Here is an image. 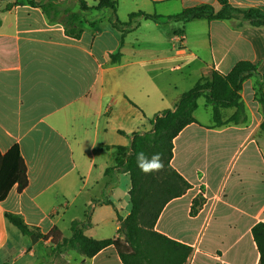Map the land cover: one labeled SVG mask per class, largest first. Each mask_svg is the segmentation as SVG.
I'll return each instance as SVG.
<instances>
[{"label":"crops","instance_id":"obj_1","mask_svg":"<svg viewBox=\"0 0 264 264\" xmlns=\"http://www.w3.org/2000/svg\"><path fill=\"white\" fill-rule=\"evenodd\" d=\"M9 3L15 4L6 8ZM230 3L264 6V0ZM204 4L222 7L218 0H118L123 22L139 11L160 16L135 17L122 41L110 8L87 11L76 39L41 7L0 0V151L19 145L29 179L21 193L13 186L0 202V252L13 264H123L113 245L87 257L66 247L53 251L50 240L38 237L48 248L40 258L31 236L18 234L4 213L21 214L41 234L58 228L70 237L67 225L91 209L84 233L117 236L131 210L129 174L106 173L115 165L117 146H129L134 133L150 130L151 118L173 108L202 75L228 73L241 60L258 70L241 90L246 121L214 126L211 104L198 99L197 122L176 136L171 160L190 188L165 205L155 229L192 247L186 264H259L252 227L264 222V113L255 97L264 82V25L168 18ZM118 51L120 60L111 62L110 53ZM201 99L209 116L199 121ZM234 112L223 109V118ZM201 189L203 203L192 215Z\"/></svg>","mask_w":264,"mask_h":264},{"label":"trees","instance_id":"obj_2","mask_svg":"<svg viewBox=\"0 0 264 264\" xmlns=\"http://www.w3.org/2000/svg\"><path fill=\"white\" fill-rule=\"evenodd\" d=\"M32 6H39L50 21L63 23L68 36L80 39L83 29L79 23L85 13L92 9L110 8L112 15L110 23L121 32L123 41L125 33L131 28L132 20L137 17L158 19L160 16L145 12H133L129 21L123 22L117 16L118 0H97L90 4L87 0H70L65 3L59 0H25ZM222 6L216 10L213 5L204 4L187 7L181 12L168 18L189 21L205 17L214 19H237L252 25H264V6L255 5L246 9L238 8L230 0H218ZM16 3V2H15ZM15 3H9L10 8ZM79 10H74L75 4ZM1 23V20H0ZM111 62H118L120 51L110 53ZM258 74L257 65L248 60L238 61L228 73L211 70L191 87L183 92L171 109L156 113L151 118V129L136 132L131 137L129 146H117V157L113 167L106 173L117 169L129 174L131 187L129 197L131 210L121 220L126 223L121 226L117 236L105 239H95L84 233V227L90 224L91 209L83 220L75 219L71 223V236L64 237L58 228H53L47 234H41L31 227L21 214L6 211V219L17 227L24 235L36 234L43 240H50L53 251L63 247L77 250L79 253L92 257L102 249L113 245L123 264H186L192 252V247L177 242L155 229L157 219L165 205L173 198L183 195L190 184L172 166L174 139L188 124L197 122L194 115L198 107V99L204 97L212 106L214 126L246 121L245 103L241 90L244 81L250 76ZM264 76V74H263ZM255 93L256 99L262 106L264 113V82ZM234 108L235 112L227 119L223 118L222 110ZM264 132V119L260 125ZM143 152L149 158L153 154H161L164 168L151 174L143 173L137 167L136 153ZM27 164L21 154L19 145L12 146L7 152L0 151V202L3 201L13 186L21 193L29 183ZM204 190L193 200L191 211L196 215L203 203ZM254 241L260 253L259 264H264V222H257L252 227ZM122 236V237H121Z\"/></svg>","mask_w":264,"mask_h":264},{"label":"rangeland","instance_id":"obj_3","mask_svg":"<svg viewBox=\"0 0 264 264\" xmlns=\"http://www.w3.org/2000/svg\"><path fill=\"white\" fill-rule=\"evenodd\" d=\"M203 102H204V99H201L200 103H199L200 104V109L197 112V117H198L199 121H201L203 119L205 120V118L207 116H209L206 113V111H205V109L203 107V104H204ZM178 154H179L178 155L179 156L178 159H180L181 158V143H179ZM125 182H126V187L125 188H127V185L129 184V178H126ZM124 199L127 202V199H128L127 194H126V196H124ZM6 222L8 223V221H6ZM10 226L12 228H14L16 230V232H18V234H21V236H22V233L20 232V230L17 227H13L12 225H10ZM7 231H8L7 234L10 235V230L8 229ZM71 233L72 232H71V223H70V224L67 225V228L65 229V235H67V236L69 235L70 236ZM26 238H28V236H26ZM29 240H31L33 242L31 237H30ZM30 246L36 250L37 255L39 254L40 258H42L43 256H46L45 254H46V251L48 250V248L44 247L43 242H36L35 246H33L32 244H30ZM26 257L27 258H31L29 256V253L26 254ZM0 264H13V259L7 258L6 255L3 252H0Z\"/></svg>","mask_w":264,"mask_h":264},{"label":"clouds","instance_id":"obj_4","mask_svg":"<svg viewBox=\"0 0 264 264\" xmlns=\"http://www.w3.org/2000/svg\"><path fill=\"white\" fill-rule=\"evenodd\" d=\"M137 167L145 174H151L163 170L164 164L161 159V154L156 153L147 157L145 153H136Z\"/></svg>","mask_w":264,"mask_h":264},{"label":"water","instance_id":"obj_5","mask_svg":"<svg viewBox=\"0 0 264 264\" xmlns=\"http://www.w3.org/2000/svg\"><path fill=\"white\" fill-rule=\"evenodd\" d=\"M121 225L124 227L126 225V223L124 221L121 222ZM31 238L33 240V243H36L38 241V236H36V234H32Z\"/></svg>","mask_w":264,"mask_h":264},{"label":"built area","instance_id":"obj_6","mask_svg":"<svg viewBox=\"0 0 264 264\" xmlns=\"http://www.w3.org/2000/svg\"><path fill=\"white\" fill-rule=\"evenodd\" d=\"M179 37H180L181 39H183V35H179Z\"/></svg>","mask_w":264,"mask_h":264}]
</instances>
